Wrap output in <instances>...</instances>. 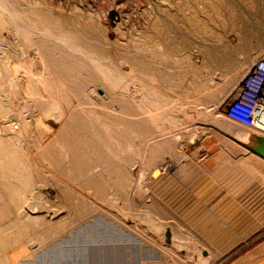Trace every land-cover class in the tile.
I'll return each instance as SVG.
<instances>
[{"label": "rangeland", "instance_id": "1", "mask_svg": "<svg viewBox=\"0 0 264 264\" xmlns=\"http://www.w3.org/2000/svg\"><path fill=\"white\" fill-rule=\"evenodd\" d=\"M263 54L264 0H0V264L254 248L264 129L226 113Z\"/></svg>", "mask_w": 264, "mask_h": 264}, {"label": "built area", "instance_id": "2", "mask_svg": "<svg viewBox=\"0 0 264 264\" xmlns=\"http://www.w3.org/2000/svg\"><path fill=\"white\" fill-rule=\"evenodd\" d=\"M226 114L231 121L247 128L264 122V58L245 75Z\"/></svg>", "mask_w": 264, "mask_h": 264}, {"label": "crops", "instance_id": "3", "mask_svg": "<svg viewBox=\"0 0 264 264\" xmlns=\"http://www.w3.org/2000/svg\"><path fill=\"white\" fill-rule=\"evenodd\" d=\"M264 56V54H263ZM261 56L258 60H255L254 58H249L246 62V73L245 75L249 72L250 68L256 64L261 58ZM245 77V76H244ZM260 129V128H259ZM262 130V129H260ZM264 132V130H262ZM262 198H264V193H262ZM259 214H264V207H262L261 210H258ZM256 237L252 240H255V247L252 248L251 250L244 251L240 254L237 255H227L228 253L226 252L225 254H219L211 264H264V231L262 234H258L259 230L256 229ZM263 230V228L261 229ZM244 236V237H243ZM246 236V237H245ZM252 235H241L240 241L237 245H242L243 243H247L249 240V237ZM234 244L228 243L227 246H233Z\"/></svg>", "mask_w": 264, "mask_h": 264}, {"label": "bare ground", "instance_id": "4", "mask_svg": "<svg viewBox=\"0 0 264 264\" xmlns=\"http://www.w3.org/2000/svg\"><path fill=\"white\" fill-rule=\"evenodd\" d=\"M263 119H264V117H263ZM258 125H259V127H261L262 129H264V122H263V124L259 123Z\"/></svg>", "mask_w": 264, "mask_h": 264}]
</instances>
